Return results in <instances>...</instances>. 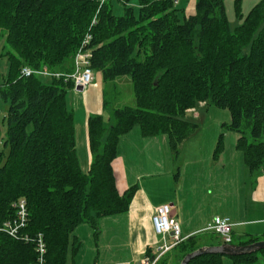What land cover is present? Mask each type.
Returning <instances> with one entry per match:
<instances>
[{
	"label": "trees",
	"instance_id": "16d2710c",
	"mask_svg": "<svg viewBox=\"0 0 264 264\" xmlns=\"http://www.w3.org/2000/svg\"><path fill=\"white\" fill-rule=\"evenodd\" d=\"M124 6L121 16L112 0H0V32L6 33L2 56L9 66L0 83L5 104L7 148L0 165V226L15 218L13 204L24 200L27 226L22 234H41L45 264H65L77 246L70 235L88 225L128 211L137 187L119 194L112 163L117 143L132 128L142 137H167L175 157L198 129L186 112L200 103L229 112L222 130L236 133V150L250 174L264 168V0L243 18L239 1L231 28L223 0H195L192 15L179 16L172 0H137L138 13ZM96 25L90 29L93 19ZM91 35V68L104 80L127 77L135 106L114 109L105 126L101 116L87 120L92 162L86 174L76 154L73 114L66 95L71 82L22 77L23 68L71 74L73 58L85 35ZM224 150L220 134L213 159ZM211 235H214L211 233ZM217 237V236H215ZM201 236L184 239L156 264H179L203 246ZM255 243L249 241L243 245ZM264 250L227 257L233 264H255ZM153 258V257H152ZM221 255H202L188 264H223ZM32 242L0 233V264H35Z\"/></svg>",
	"mask_w": 264,
	"mask_h": 264
},
{
	"label": "crops",
	"instance_id": "0c3cea01",
	"mask_svg": "<svg viewBox=\"0 0 264 264\" xmlns=\"http://www.w3.org/2000/svg\"><path fill=\"white\" fill-rule=\"evenodd\" d=\"M186 1L183 5L188 7L184 13L189 16L188 9L191 6L190 10L193 8L194 11L195 0ZM257 2L250 0L247 4L251 6ZM180 4L181 0L177 5ZM126 84L132 87L127 77L104 80L100 73L95 72L93 84L84 93L77 94L70 89L66 95L67 108L74 119L76 154L84 174L92 162L87 120L101 116L104 122L108 121L114 109L107 107L104 86L118 89ZM134 106L135 98L128 106L123 105ZM210 111L209 105L200 103L188 110L185 118L195 124L202 120L204 124ZM190 113L194 119L189 120ZM228 122L229 117H217L218 135L223 132L222 124ZM138 129L134 127L120 137L116 159L112 163L119 194L132 186L137 187L128 211L101 218L96 236L88 225L78 226L72 233L77 249L74 257L69 258L68 255L65 264H143L145 258L155 257L164 243L171 244L169 236L162 239L154 233L151 223L153 212L164 206L177 221L182 239L201 236L203 246L215 245L219 242L218 237L204 230L214 217H220L228 219L232 225V242L237 241L231 244L264 241V168L249 173L242 154L235 147L236 133H225L230 140L224 142V150L217 160L213 159L217 141L207 147L188 142L198 133L182 143L179 150L184 156L177 168V178L174 177L177 193L171 196L165 191L166 186L171 187L170 178L177 164L172 160L174 154L170 151L167 137L145 138ZM172 250L169 256L173 255ZM173 262L175 260L171 259L170 264ZM223 264L233 262L224 258Z\"/></svg>",
	"mask_w": 264,
	"mask_h": 264
},
{
	"label": "built area",
	"instance_id": "2783aa9c",
	"mask_svg": "<svg viewBox=\"0 0 264 264\" xmlns=\"http://www.w3.org/2000/svg\"><path fill=\"white\" fill-rule=\"evenodd\" d=\"M106 0H101L103 4ZM176 6L179 0H172ZM96 25V19L94 18L90 24V29ZM91 35L87 33L78 48L74 57V67L71 74H57L51 73L46 69L40 71H33L29 68H23L20 72L22 77L30 76H45L50 78H63L65 82H71L72 91L81 94L91 86L94 82L95 71L91 68V50L89 44ZM16 215L13 220L7 221L0 226V233H4L14 240H21L25 243L32 242L36 253L35 264H45V256L47 253L46 243L41 234L36 235L33 239L28 235L22 234L23 230L27 226V211L24 200H19L13 204ZM151 223L154 233L164 239L169 236L171 238V244L165 243L160 248V251L153 258H145L143 264H156L157 261L167 252H169L174 246L182 242L184 239L180 237V229L177 221L170 216L169 208L167 206L156 209L151 216ZM204 232L212 233L217 236L222 244L232 243V225L228 219L220 217H214L212 221L207 225Z\"/></svg>",
	"mask_w": 264,
	"mask_h": 264
},
{
	"label": "rangeland",
	"instance_id": "374dc122",
	"mask_svg": "<svg viewBox=\"0 0 264 264\" xmlns=\"http://www.w3.org/2000/svg\"><path fill=\"white\" fill-rule=\"evenodd\" d=\"M108 0H106L105 2H107ZM239 1L240 3V9H241V14L243 15V18L248 14V12L250 11V9L253 7L252 4L251 6H248L247 3L250 2V0H223V6H224V11H225V15L227 17V20L229 22V26L233 29L235 27H237L241 22L238 20V18L235 15V9H234V5L235 2ZM260 0H258L259 2ZM104 2V3H105ZM183 2H187L186 0H181V4L178 6L176 5V9L178 10L179 16L182 17V10L185 11V9H187L188 6H184ZM257 2V3H258ZM100 5L101 4V0H100ZM112 5V11L113 14L115 16H121L123 15L124 12V6L120 1L117 0H112L111 2ZM128 7L132 8L135 13H138V5H137V0H130V2L127 5ZM191 7V6H190ZM190 7L188 9V14L192 15L194 13L193 8L190 10ZM184 15H186L184 13ZM5 38H6V33L4 31L0 32V83L3 82V80L8 76V71H9V66L7 63V59L6 57L2 56L3 53V47L5 46ZM74 61V58H73ZM46 70H48L47 68H44ZM41 80V83L43 84H49L51 81L50 77H45V76H40L39 77ZM104 91H105V98H106V102L108 103L107 107L109 109H118L123 107V105H129L131 102H133L134 99V94H133V89L131 87V85L126 84V85H121L119 86L118 89H113L111 86L106 85L104 86ZM123 103V104H122ZM122 105V106H121ZM134 104H131V106H133ZM6 105L3 104V102L0 100V165H3L6 159V153H7V148H5V139H6V124H5V113H6ZM210 107V115L207 117V120H205L206 122L203 124V121L200 120V122H196L198 129L195 132V136L199 133V135L191 140H189L188 142L190 143H199L202 144L204 147H207L208 145L212 144L214 141H217V137H219L220 134L223 135V142L228 143L229 142V137H227V135L225 136V133L228 130H223L222 133H220L218 135V128L215 126V121L218 118L223 117H229V122H230V115L228 111L225 110H219L216 109L212 106ZM206 112V111H204ZM112 113V110L111 112ZM211 113H215L216 116H212ZM189 120L190 119H194L190 114ZM191 122V120H190ZM228 122V123H229ZM105 126H108V121H105ZM227 123V124H228ZM224 124V123H223ZM226 124V123H225ZM136 129L137 126H136ZM139 130V129H138ZM229 133H231L232 131H228ZM234 133V132H232ZM227 137V138H226ZM225 140V141H224ZM171 151V150H170ZM183 151H181V149L179 150V154L175 157H173V161L177 164L176 165V170L173 174V176L170 178L171 181V187L166 186V191L165 194L167 195H174L177 193V188L175 187V178H177L176 174H177V168L179 169L180 167V163L181 160L183 158ZM178 180V179H176ZM163 182H165V180H163ZM73 235H70V244L72 243V239H73ZM219 239V238H218ZM220 241V240H219ZM237 240H233L232 243L236 242ZM259 260L255 263V264H264V256H259ZM69 258H71V254L69 253ZM227 258V257H226Z\"/></svg>",
	"mask_w": 264,
	"mask_h": 264
},
{
	"label": "water",
	"instance_id": "95a60500",
	"mask_svg": "<svg viewBox=\"0 0 264 264\" xmlns=\"http://www.w3.org/2000/svg\"><path fill=\"white\" fill-rule=\"evenodd\" d=\"M264 250V241L255 242L249 245L221 244L213 247H201L198 250L187 254L179 264H188L191 260L202 255H221L224 257H239L255 254Z\"/></svg>",
	"mask_w": 264,
	"mask_h": 264
}]
</instances>
